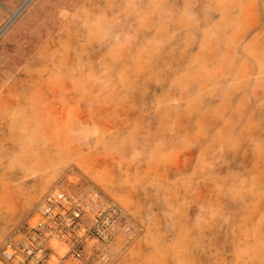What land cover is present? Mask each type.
Returning a JSON list of instances; mask_svg holds the SVG:
<instances>
[{
    "label": "rangeland",
    "instance_id": "1",
    "mask_svg": "<svg viewBox=\"0 0 264 264\" xmlns=\"http://www.w3.org/2000/svg\"><path fill=\"white\" fill-rule=\"evenodd\" d=\"M9 12L0 264H264V0H0V30ZM53 188L86 210L59 238L34 228Z\"/></svg>",
    "mask_w": 264,
    "mask_h": 264
},
{
    "label": "built area",
    "instance_id": "2",
    "mask_svg": "<svg viewBox=\"0 0 264 264\" xmlns=\"http://www.w3.org/2000/svg\"><path fill=\"white\" fill-rule=\"evenodd\" d=\"M85 212L81 200L69 195L63 189L53 188L46 194L37 209L39 221L34 228L47 226L49 235L59 238L63 235L59 231L69 230L73 225L79 224ZM99 216L101 220L95 227L96 235L102 242L109 243L113 237L114 225L123 218V213L116 204L110 202L106 204V208ZM11 246L12 243L8 244L4 252L8 260L14 255L11 252ZM38 252L42 250L39 249Z\"/></svg>",
    "mask_w": 264,
    "mask_h": 264
},
{
    "label": "bare ground",
    "instance_id": "3",
    "mask_svg": "<svg viewBox=\"0 0 264 264\" xmlns=\"http://www.w3.org/2000/svg\"><path fill=\"white\" fill-rule=\"evenodd\" d=\"M26 4V3H25ZM20 12L16 13H12L9 12L11 18L10 20L6 23V25L0 30V37L2 36V34L5 32V30L12 24V22H14V20L16 19V17L18 16ZM8 182V181H7ZM11 188V187H10ZM11 191V190H10ZM8 193V192H7Z\"/></svg>",
    "mask_w": 264,
    "mask_h": 264
}]
</instances>
